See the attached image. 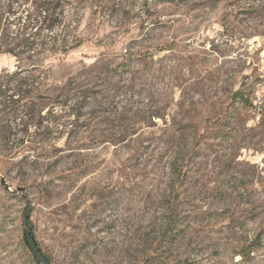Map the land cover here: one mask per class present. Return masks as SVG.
<instances>
[{"label":"rangeland","instance_id":"1","mask_svg":"<svg viewBox=\"0 0 264 264\" xmlns=\"http://www.w3.org/2000/svg\"><path fill=\"white\" fill-rule=\"evenodd\" d=\"M78 2L0 53V264H264V0Z\"/></svg>","mask_w":264,"mask_h":264},{"label":"trees","instance_id":"2","mask_svg":"<svg viewBox=\"0 0 264 264\" xmlns=\"http://www.w3.org/2000/svg\"><path fill=\"white\" fill-rule=\"evenodd\" d=\"M78 1L81 0H0V53L15 57L17 53L35 51L67 54L80 48L83 41L75 37L74 28L71 31L65 29L69 26L66 24L68 9L79 4ZM22 234L34 263L51 264L50 258L31 240L32 224L26 220Z\"/></svg>","mask_w":264,"mask_h":264},{"label":"built area","instance_id":"3","mask_svg":"<svg viewBox=\"0 0 264 264\" xmlns=\"http://www.w3.org/2000/svg\"><path fill=\"white\" fill-rule=\"evenodd\" d=\"M249 108L254 114L264 113V74L253 86Z\"/></svg>","mask_w":264,"mask_h":264},{"label":"water","instance_id":"4","mask_svg":"<svg viewBox=\"0 0 264 264\" xmlns=\"http://www.w3.org/2000/svg\"><path fill=\"white\" fill-rule=\"evenodd\" d=\"M0 187L5 190L6 192H18L24 193L25 189L9 183L6 178L0 173ZM35 245V244H34Z\"/></svg>","mask_w":264,"mask_h":264}]
</instances>
